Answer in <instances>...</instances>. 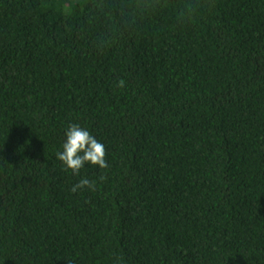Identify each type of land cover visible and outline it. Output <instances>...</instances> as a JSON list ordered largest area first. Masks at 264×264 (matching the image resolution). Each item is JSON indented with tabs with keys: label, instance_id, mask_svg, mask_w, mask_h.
<instances>
[{
	"label": "trees",
	"instance_id": "obj_1",
	"mask_svg": "<svg viewBox=\"0 0 264 264\" xmlns=\"http://www.w3.org/2000/svg\"><path fill=\"white\" fill-rule=\"evenodd\" d=\"M0 264H264V0H0Z\"/></svg>",
	"mask_w": 264,
	"mask_h": 264
},
{
	"label": "clouds",
	"instance_id": "obj_2",
	"mask_svg": "<svg viewBox=\"0 0 264 264\" xmlns=\"http://www.w3.org/2000/svg\"><path fill=\"white\" fill-rule=\"evenodd\" d=\"M124 86L123 80L120 81V87ZM66 142L63 144V151L57 152V158L64 163L67 169L73 174H79L85 163L99 166L101 169L108 167L106 161L105 146L86 129L79 125H71L66 132ZM103 179V177H102ZM91 188L95 190V185L87 179H82L72 188L76 192L80 188Z\"/></svg>",
	"mask_w": 264,
	"mask_h": 264
}]
</instances>
